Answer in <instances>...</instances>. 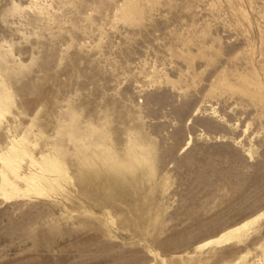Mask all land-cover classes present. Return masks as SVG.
Listing matches in <instances>:
<instances>
[{
	"label": "rangeland",
	"instance_id": "rangeland-1",
	"mask_svg": "<svg viewBox=\"0 0 264 264\" xmlns=\"http://www.w3.org/2000/svg\"><path fill=\"white\" fill-rule=\"evenodd\" d=\"M0 84V264H264V0H0Z\"/></svg>",
	"mask_w": 264,
	"mask_h": 264
},
{
	"label": "bare ground",
	"instance_id": "bare-ground-1",
	"mask_svg": "<svg viewBox=\"0 0 264 264\" xmlns=\"http://www.w3.org/2000/svg\"><path fill=\"white\" fill-rule=\"evenodd\" d=\"M2 82V81H1ZM3 86V84H0ZM5 88V87H4ZM6 89V88H5ZM4 91V90H3ZM1 92V91H0ZM5 92V91H4ZM2 93V92H1ZM5 98V97H4ZM2 99V98H1ZM19 141V140H18ZM18 144V143H17ZM12 150V149H11ZM53 158V157H52ZM5 164L6 166H8L9 168H11V170L13 171V167H16L17 165L12 161V160H9L8 158L5 160ZM53 168V166H52ZM14 172V171H13ZM4 196L5 198H13L15 197L14 195L15 194H18L17 191H14V190H11L10 193H8L9 190L6 189L5 187V190H4ZM255 220V218H254ZM253 221V220H252ZM251 223V222H250ZM249 223H245L241 226H238V227H235L231 230H229L228 232L220 235L219 237H217L216 239L214 240H211V241H208L206 243H204L203 245H200L198 247V249H202L204 247H207L208 245H211V244H215V245H220V244H223V243H227L229 240L232 239L233 236H236V235H239L241 234L242 230L244 228H246V226L248 225ZM247 229V228H246ZM233 235V236H232Z\"/></svg>",
	"mask_w": 264,
	"mask_h": 264
}]
</instances>
